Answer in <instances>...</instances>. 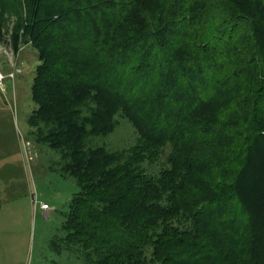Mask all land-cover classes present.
<instances>
[{
  "label": "trees",
  "instance_id": "1",
  "mask_svg": "<svg viewBox=\"0 0 264 264\" xmlns=\"http://www.w3.org/2000/svg\"><path fill=\"white\" fill-rule=\"evenodd\" d=\"M0 43L37 50L28 125L78 186L53 248L264 264V0H0Z\"/></svg>",
  "mask_w": 264,
  "mask_h": 264
},
{
  "label": "rangeland",
  "instance_id": "2",
  "mask_svg": "<svg viewBox=\"0 0 264 264\" xmlns=\"http://www.w3.org/2000/svg\"><path fill=\"white\" fill-rule=\"evenodd\" d=\"M14 22V17L5 19L6 37ZM37 64V50L31 44H21L14 53L0 43V70L12 73L0 84V264H82L73 253L51 245L63 236L61 225L78 186L61 173L59 152L37 143L28 125L35 109L31 83ZM135 138L129 121L118 118L103 143L125 149ZM23 140L30 141L36 151L30 166L24 162ZM41 203L48 209H41Z\"/></svg>",
  "mask_w": 264,
  "mask_h": 264
},
{
  "label": "built area",
  "instance_id": "3",
  "mask_svg": "<svg viewBox=\"0 0 264 264\" xmlns=\"http://www.w3.org/2000/svg\"><path fill=\"white\" fill-rule=\"evenodd\" d=\"M6 77H12V73L5 75L0 70V84L2 83L4 78H6ZM22 148H23V152H24V162L27 164V166H30L31 162L36 157L35 148H34L33 144H31V142L28 140L22 141ZM34 202H36V199L34 200ZM40 208L46 210V209H48V206L45 203H41Z\"/></svg>",
  "mask_w": 264,
  "mask_h": 264
},
{
  "label": "crops",
  "instance_id": "4",
  "mask_svg": "<svg viewBox=\"0 0 264 264\" xmlns=\"http://www.w3.org/2000/svg\"><path fill=\"white\" fill-rule=\"evenodd\" d=\"M14 187H16L15 184H14Z\"/></svg>",
  "mask_w": 264,
  "mask_h": 264
}]
</instances>
